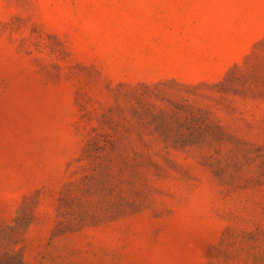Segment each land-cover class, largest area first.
<instances>
[{"label":"rangeland","instance_id":"374dc122","mask_svg":"<svg viewBox=\"0 0 264 264\" xmlns=\"http://www.w3.org/2000/svg\"><path fill=\"white\" fill-rule=\"evenodd\" d=\"M0 264H264V0H0Z\"/></svg>","mask_w":264,"mask_h":264}]
</instances>
